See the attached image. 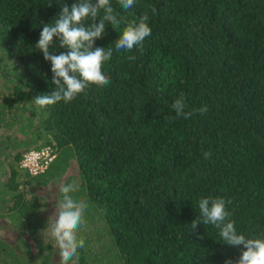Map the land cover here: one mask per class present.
<instances>
[{
    "label": "trees",
    "instance_id": "16d2710c",
    "mask_svg": "<svg viewBox=\"0 0 264 264\" xmlns=\"http://www.w3.org/2000/svg\"><path fill=\"white\" fill-rule=\"evenodd\" d=\"M75 2L0 0V219L16 230L0 238V264L53 263L46 201L32 187L60 179L89 205L74 264L237 260L243 246L190 224L201 197H221L237 232L264 238V0H136L128 10L111 0L123 20L95 41L113 48L103 65L110 83L40 108L33 98L55 85L35 44ZM144 13L151 35L142 51H116L126 23ZM58 43L53 54L68 51ZM181 93L186 111H208L176 117ZM46 144L53 157L43 170L21 166L24 152Z\"/></svg>",
    "mask_w": 264,
    "mask_h": 264
},
{
    "label": "clouds",
    "instance_id": "9594fccd",
    "mask_svg": "<svg viewBox=\"0 0 264 264\" xmlns=\"http://www.w3.org/2000/svg\"><path fill=\"white\" fill-rule=\"evenodd\" d=\"M118 4L123 10H128L136 4V0H118ZM100 10H103V15L97 19ZM151 11L155 13V7H152ZM122 20L123 17L118 16L111 0H76L71 6L64 4L54 23L44 24L35 44V48L42 52L43 58L51 62L52 84L55 85L50 94L35 96V105L44 108L60 101L70 103L90 85L107 86L110 77L103 70V65L110 60L113 48L95 46V41L104 35L106 25H119ZM148 21L149 15L144 13L138 21L127 22L119 38L115 40V50L128 53H132L134 49L142 51L145 38L151 35ZM57 41L58 47L68 51L53 54L50 46L54 50ZM127 59L135 61L136 56L131 54ZM171 107L176 117L185 119L196 113L203 115L208 111L206 105L186 111L183 93L174 100ZM46 146L51 148L46 144L32 149H42ZM203 155L209 158L210 153L204 152ZM78 190L79 186L75 182L61 183L58 187L61 199L55 207V213L49 218L60 264H74L79 258L78 250L85 246L84 239L78 237L77 232L84 222L89 205L87 199L73 195ZM198 207L200 215L190 224L192 232H195L201 223L212 225L219 230V236L224 243L235 247L243 246L239 258L235 261L226 260L225 264H264V238L246 237L237 232L235 221L229 219L231 214L223 198L201 197Z\"/></svg>",
    "mask_w": 264,
    "mask_h": 264
},
{
    "label": "rangeland",
    "instance_id": "374dc122",
    "mask_svg": "<svg viewBox=\"0 0 264 264\" xmlns=\"http://www.w3.org/2000/svg\"><path fill=\"white\" fill-rule=\"evenodd\" d=\"M5 131H1V134L4 133ZM69 173H73L72 169H69ZM67 174H65L64 178L66 177ZM63 178V179H64ZM61 184V179L58 181H50L46 185H38L36 186V189H33V191L37 192V194H42L43 197H41L42 201H46V205L43 207V214L46 216L52 217L53 214L55 213L56 205L59 201V192H58V187ZM46 231V234H52V227H51V221H48L47 227L44 229ZM16 230H13L11 226L7 223L6 220L0 219V238L5 239L7 241H12L15 236ZM60 264L59 262V253L54 254L53 257V263L52 264Z\"/></svg>",
    "mask_w": 264,
    "mask_h": 264
},
{
    "label": "built area",
    "instance_id": "2783aa9c",
    "mask_svg": "<svg viewBox=\"0 0 264 264\" xmlns=\"http://www.w3.org/2000/svg\"><path fill=\"white\" fill-rule=\"evenodd\" d=\"M53 154L49 146L42 149H31L24 153L21 165L28 168L30 173H36L43 170L52 159Z\"/></svg>",
    "mask_w": 264,
    "mask_h": 264
}]
</instances>
